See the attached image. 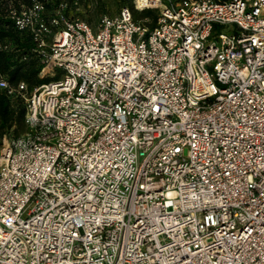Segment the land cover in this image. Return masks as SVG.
<instances>
[{
	"label": "built area",
	"instance_id": "1",
	"mask_svg": "<svg viewBox=\"0 0 264 264\" xmlns=\"http://www.w3.org/2000/svg\"><path fill=\"white\" fill-rule=\"evenodd\" d=\"M133 2L9 6L48 80L0 72V264H264V0Z\"/></svg>",
	"mask_w": 264,
	"mask_h": 264
},
{
	"label": "trees",
	"instance_id": "2",
	"mask_svg": "<svg viewBox=\"0 0 264 264\" xmlns=\"http://www.w3.org/2000/svg\"><path fill=\"white\" fill-rule=\"evenodd\" d=\"M33 0H0V72L10 82L18 83L20 80L27 81L29 88H33L48 80L40 76L43 67L41 56L35 51L36 42L33 33L29 29H19L15 22L8 16L9 6H19L22 3L30 5ZM45 5V17L50 19L57 14L60 3L68 2L66 14L81 0H41ZM122 6L131 8L136 20L144 21L146 16L150 20L146 24L153 27L158 11L155 8L139 10L133 0H121ZM121 6V7H122ZM121 9V8H120ZM146 12L139 15L138 12ZM26 104L21 96H9L0 88V141L4 136H18L27 126L25 122Z\"/></svg>",
	"mask_w": 264,
	"mask_h": 264
},
{
	"label": "rangeland",
	"instance_id": "3",
	"mask_svg": "<svg viewBox=\"0 0 264 264\" xmlns=\"http://www.w3.org/2000/svg\"><path fill=\"white\" fill-rule=\"evenodd\" d=\"M122 6L121 0H81L77 7H73L67 14L69 17H81L96 26L100 17L103 14H116ZM158 11V10H157ZM144 12L139 11L138 14L142 15ZM150 20V16L144 18ZM3 142L0 141V149Z\"/></svg>",
	"mask_w": 264,
	"mask_h": 264
}]
</instances>
